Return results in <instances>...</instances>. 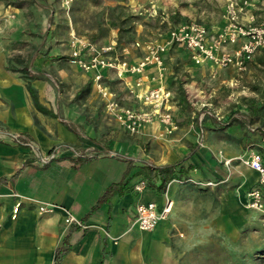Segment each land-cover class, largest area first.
Here are the masks:
<instances>
[{
  "label": "crops",
  "instance_id": "obj_1",
  "mask_svg": "<svg viewBox=\"0 0 264 264\" xmlns=\"http://www.w3.org/2000/svg\"><path fill=\"white\" fill-rule=\"evenodd\" d=\"M6 13L20 15L22 8L13 11L0 0V18ZM204 24L214 33L222 20L217 26ZM25 25L10 19L0 28V264H190L186 255L204 238L185 224L189 214L183 206L190 200L179 196L180 189L214 185L222 190L214 222L218 237L225 235L227 204L239 209L246 206L247 191L258 177L235 158L255 150L264 160V136L231 119L215 127L208 117L177 122L173 133L157 139L152 137L161 130L158 121L130 133L106 115L94 71H81L74 89L80 90L89 78L90 100L66 103L65 95L43 72L8 67L3 41H15ZM128 50L126 57L132 62L144 53L133 45ZM187 53L194 66L215 71L210 62L195 64ZM101 73L103 78H113L125 93L119 96L111 90L117 100L133 108H148L129 95L139 76L141 85L135 91L158 85L170 90L167 66L163 70L148 66L142 75L118 76L109 68ZM193 73L192 79L200 76ZM171 107L177 109L173 91ZM83 110H87L85 116ZM13 134L34 141L39 153L52 151L54 156L39 162ZM225 159L230 161L225 163ZM139 181L145 185L136 190ZM166 195L172 200L167 217L151 230L140 229L135 205L152 201L160 209ZM40 202L58 207L42 213ZM67 212L86 226L67 223ZM230 217L237 219L236 214ZM206 251L204 246L197 250Z\"/></svg>",
  "mask_w": 264,
  "mask_h": 264
},
{
  "label": "rangeland",
  "instance_id": "obj_2",
  "mask_svg": "<svg viewBox=\"0 0 264 264\" xmlns=\"http://www.w3.org/2000/svg\"><path fill=\"white\" fill-rule=\"evenodd\" d=\"M250 1L253 5L250 10L254 13L255 21L259 23L262 20V0ZM4 2L13 11H20L22 8L23 14H4L0 18V28L6 27L3 24L10 19L26 24L17 33L15 41H3L8 67L43 72L41 74L47 76L51 85L65 95L66 103L90 100L89 78L80 90H74L76 81H79L77 75L81 71H90L72 61L71 52L80 41L95 45L110 42L115 48L112 55L121 57L122 48L130 47L135 41L165 42L168 31L184 21L195 20L217 26L222 20L221 28L225 24V0ZM249 14L242 15L243 22L248 20ZM165 66L169 69L167 83L173 91V101L177 105V109L173 110L174 117L179 118L177 122H198L200 117L204 120L208 117L217 127L218 124L223 125L226 119H231L239 122L241 128L251 129L252 132L264 136V49L256 51L246 62L244 69L214 67L216 74L213 76V69L205 71L194 66L185 48L169 44L163 53L161 69H165ZM191 72L200 76L195 74L192 79ZM113 80L102 77L101 84L110 91H117L119 96H125ZM129 93L133 95L131 91ZM114 97L116 98L115 94ZM81 113L85 116L87 110ZM106 115L115 120L107 110ZM235 159L242 163L240 156ZM180 190L179 196L190 200L189 205L183 206L189 214L185 224L204 238L203 243L195 247L193 253L186 255L191 261L190 264H264V214L245 205L239 209L227 204L226 213L229 216L225 222L226 234H219L218 237L214 220L219 212L218 202L222 190L214 185L203 188L185 186ZM232 214H236V221L230 217ZM203 246L207 251L198 253L197 250Z\"/></svg>",
  "mask_w": 264,
  "mask_h": 264
},
{
  "label": "built area",
  "instance_id": "obj_3",
  "mask_svg": "<svg viewBox=\"0 0 264 264\" xmlns=\"http://www.w3.org/2000/svg\"><path fill=\"white\" fill-rule=\"evenodd\" d=\"M262 20L257 23L254 13L250 10L253 5L250 0H225L223 18L224 26L217 32L211 33L207 26L199 21H184L172 27L164 41H150L141 43L135 41L134 47L143 48L144 53L137 61H130L126 55L128 47H123L121 57L112 55L114 44L95 45L81 42L74 45L71 52L72 61L85 70L94 71V81L101 96L105 100L107 112L128 132L139 133L143 126L153 121L161 124V130L153 139L161 135H169L178 128L171 107V91L163 85L149 87L139 92L134 87L141 85L140 76L135 81L130 91L139 98L146 109H138L121 104L112 91L101 84L102 69H114L118 76L124 73L142 75L146 67H163V53L167 45L175 44L185 48L195 64L210 62L214 67H235L244 69L246 62L252 58L259 49H264V0L260 4ZM250 13L248 20L243 22L242 15ZM19 142L28 146L36 159L41 163L48 162L54 152L39 153L34 141L20 134H13ZM243 164L257 172L256 184L247 191L246 207L264 214V160L258 151L252 150L248 154L240 156ZM230 160L225 159V163ZM211 181L206 184H211ZM144 181L134 185L136 190L144 187ZM58 207L53 202L38 203V210L42 213L52 212ZM18 205H15L16 212ZM172 200L166 195L164 205L158 209L155 202H139L135 205V221L142 230H151L159 220L164 219L170 213ZM67 223L73 221L80 226L86 225L67 212Z\"/></svg>",
  "mask_w": 264,
  "mask_h": 264
}]
</instances>
